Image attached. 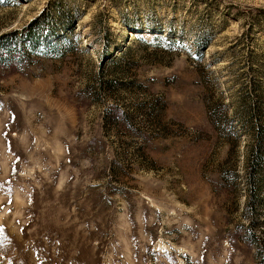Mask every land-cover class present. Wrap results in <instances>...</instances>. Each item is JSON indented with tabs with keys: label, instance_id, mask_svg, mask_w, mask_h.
<instances>
[{
	"label": "rangeland",
	"instance_id": "374dc122",
	"mask_svg": "<svg viewBox=\"0 0 264 264\" xmlns=\"http://www.w3.org/2000/svg\"><path fill=\"white\" fill-rule=\"evenodd\" d=\"M35 20L0 62V264H264V0H0V38Z\"/></svg>",
	"mask_w": 264,
	"mask_h": 264
},
{
	"label": "trees",
	"instance_id": "16d2710c",
	"mask_svg": "<svg viewBox=\"0 0 264 264\" xmlns=\"http://www.w3.org/2000/svg\"><path fill=\"white\" fill-rule=\"evenodd\" d=\"M39 20H35L32 21L31 24H29L28 26H26V30L22 32V36H20V39H22L24 42H26L24 45H18L17 40L16 39H10L7 37H3L0 38V62H5V61H16V60H20L21 55L24 53L23 50H26L27 52L31 53V54H38V46H39V41L41 40L42 36H43V26H41V22L39 23ZM136 32H134L135 34ZM5 36V35H4ZM106 36V34H105ZM103 35V37H105ZM145 43V42H143ZM104 51H105V55L103 56L105 59H108L112 62V63H117V61L121 60L124 57V52L123 50H121L120 46L117 45V50L116 52L119 54V56H112L111 55V51H108V47L107 45H104ZM123 46V45H122ZM110 52V53H109ZM113 54V53H112ZM102 63V62H101ZM103 85L106 86V89H104V92H106L105 94H111L114 90V85L112 82L110 81H106ZM143 105V104H141ZM152 110H151V114L149 116L148 113H145L143 115L142 118H140V121H136L133 117V119L129 116L128 113L125 112H121L118 108L117 105L115 106L116 112L112 111H107L106 112V116L104 118V120L108 121V117L110 116V120L111 123L113 124L114 122L116 124H121V123H125V124H129L132 122H134V120L136 121V124H141L143 123L144 125L146 123H151V115L153 113V111L155 110L154 105H151ZM144 110H148L146 109V107L144 106H139V110L137 111L138 116H142V113ZM109 122V121H108ZM256 144L255 147L250 149V158L251 159H256V160H261L264 157V137H261V133L257 134L256 137ZM256 160H252V162L256 161ZM262 167L260 166V164H255L253 165V163L250 162V170L248 173V177L249 180L253 178V176L255 174H259L260 173V169ZM252 181V180H251Z\"/></svg>",
	"mask_w": 264,
	"mask_h": 264
}]
</instances>
